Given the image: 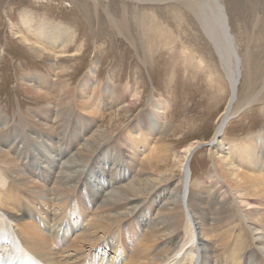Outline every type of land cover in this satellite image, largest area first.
<instances>
[{
    "label": "bare ground",
    "instance_id": "bare-ground-1",
    "mask_svg": "<svg viewBox=\"0 0 264 264\" xmlns=\"http://www.w3.org/2000/svg\"><path fill=\"white\" fill-rule=\"evenodd\" d=\"M164 1L194 15L227 81L230 101L215 128L216 140L176 151L156 138L158 118L150 123L143 114L126 124L133 104L111 87L92 88V74L76 88L30 77L25 93L38 103L49 102L55 116L49 120L47 107L27 112L18 127L0 132V261L264 264V208L259 212L256 205L264 204V135L252 133L240 140L221 136L223 125L237 112L232 105L241 69L227 17L220 0ZM108 17L109 27L127 30L124 9ZM21 18L27 27L16 31L17 38L34 57L49 54L60 61L80 55L71 31L43 24L34 35L28 24L34 15ZM154 28L157 35L160 29ZM96 109L112 112L108 121L101 118L98 130L87 116V121L81 119ZM204 144L206 178L191 185L187 167L196 146Z\"/></svg>",
    "mask_w": 264,
    "mask_h": 264
},
{
    "label": "rangeland",
    "instance_id": "rangeland-1",
    "mask_svg": "<svg viewBox=\"0 0 264 264\" xmlns=\"http://www.w3.org/2000/svg\"><path fill=\"white\" fill-rule=\"evenodd\" d=\"M155 2L0 0V120L4 121L0 132L18 127L27 112L37 113L45 107L49 108V120L54 119L49 102L40 104L25 93L30 77L41 76L56 87L70 83L76 88L82 77L92 74V88L111 87L125 93V100L133 104L126 124H134L143 114L150 123L158 118L160 127L152 124L159 132L156 138L176 151L195 142L216 140L215 128L230 101L218 60L189 10L164 0ZM220 4L241 60L232 105L237 112L223 125L221 136L226 140H240L252 133L259 137L264 135V0H220ZM123 9L127 30L109 27L108 15L117 17ZM26 14L34 15V20H28L34 35L43 24L75 34L73 47L77 50L81 46L80 55L59 61L49 54L34 57L26 51L17 38V32L26 30L21 20ZM154 27L160 29L157 35ZM157 103L163 107L152 108ZM110 113L96 109L79 117L85 121L90 118L98 130L101 118L108 121ZM33 126L41 131L40 125ZM205 144L196 146L198 151L188 164L191 185L206 178L209 160ZM175 171L179 173L177 168ZM256 205L259 212L264 208V204ZM154 213L151 211V218Z\"/></svg>",
    "mask_w": 264,
    "mask_h": 264
},
{
    "label": "water",
    "instance_id": "water-1",
    "mask_svg": "<svg viewBox=\"0 0 264 264\" xmlns=\"http://www.w3.org/2000/svg\"><path fill=\"white\" fill-rule=\"evenodd\" d=\"M224 9V8H223ZM237 53V52H236ZM203 145H198L197 147H202Z\"/></svg>",
    "mask_w": 264,
    "mask_h": 264
}]
</instances>
